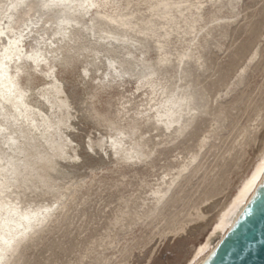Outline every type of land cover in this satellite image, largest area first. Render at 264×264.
<instances>
[{"label": "bare ground", "instance_id": "obj_1", "mask_svg": "<svg viewBox=\"0 0 264 264\" xmlns=\"http://www.w3.org/2000/svg\"><path fill=\"white\" fill-rule=\"evenodd\" d=\"M234 1L0 0V264H19L92 183L125 164L152 167L183 136L204 107L190 67L202 66L217 23L208 27L203 15ZM73 72L86 99L76 97L79 83L68 86ZM85 123L94 133L83 134ZM208 139L149 186L140 220L173 201ZM263 139L236 193L215 213L212 200L191 212L211 231L186 264L206 261L263 182ZM189 225L172 237L200 229Z\"/></svg>", "mask_w": 264, "mask_h": 264}, {"label": "rangeland", "instance_id": "obj_2", "mask_svg": "<svg viewBox=\"0 0 264 264\" xmlns=\"http://www.w3.org/2000/svg\"><path fill=\"white\" fill-rule=\"evenodd\" d=\"M203 16L208 27L217 23L200 49L202 66L190 67L203 113L183 136L161 148L152 167L125 164L82 190L65 219L31 244L19 264H186L187 250L203 245L210 225L191 212L212 200L215 213L236 193L264 138V0L208 7ZM76 77L74 72L67 77L68 86L79 83L76 97L86 99ZM83 127L84 135L95 131L90 123ZM205 135L198 169L180 182L173 201L157 216L140 220L149 186L165 171L174 172L180 156L197 152ZM195 222L199 230L193 229ZM179 224L190 229L193 224L187 238L172 237Z\"/></svg>", "mask_w": 264, "mask_h": 264}, {"label": "water", "instance_id": "obj_3", "mask_svg": "<svg viewBox=\"0 0 264 264\" xmlns=\"http://www.w3.org/2000/svg\"><path fill=\"white\" fill-rule=\"evenodd\" d=\"M203 264H264V180Z\"/></svg>", "mask_w": 264, "mask_h": 264}]
</instances>
